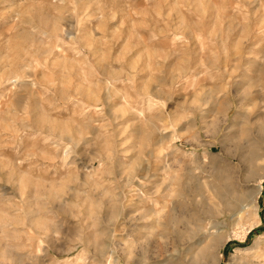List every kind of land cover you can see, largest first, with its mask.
<instances>
[{
  "label": "rangeland",
  "instance_id": "1",
  "mask_svg": "<svg viewBox=\"0 0 264 264\" xmlns=\"http://www.w3.org/2000/svg\"><path fill=\"white\" fill-rule=\"evenodd\" d=\"M0 264H264V0H0Z\"/></svg>",
  "mask_w": 264,
  "mask_h": 264
}]
</instances>
